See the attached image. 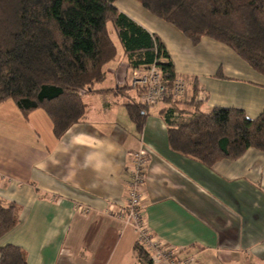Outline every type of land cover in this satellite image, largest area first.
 Returning a JSON list of instances; mask_svg holds the SVG:
<instances>
[{"label": "crops", "instance_id": "1", "mask_svg": "<svg viewBox=\"0 0 264 264\" xmlns=\"http://www.w3.org/2000/svg\"><path fill=\"white\" fill-rule=\"evenodd\" d=\"M114 5L164 45L175 77L189 84L181 100L203 93L202 112L236 107L251 119L264 109V77L228 47L208 37L191 43L137 0ZM103 69L95 88L112 91L84 94V117L60 138L44 110L25 118L11 100L0 103V199L20 207L0 247L22 248L28 264H149L117 216L132 155L142 150L141 210L153 237L193 264H264V152L250 148L208 167L172 150L161 115L166 103L144 109L139 130L128 115L124 104L141 99L129 86L136 69L123 50ZM119 86L127 89L119 93Z\"/></svg>", "mask_w": 264, "mask_h": 264}, {"label": "trees", "instance_id": "2", "mask_svg": "<svg viewBox=\"0 0 264 264\" xmlns=\"http://www.w3.org/2000/svg\"><path fill=\"white\" fill-rule=\"evenodd\" d=\"M117 0H0V103L11 100L26 118L42 109L60 138L86 110L83 95L95 88L103 67L117 53L114 32L128 66L155 64L162 79H175L173 64L157 36L118 11ZM155 17L172 24L191 43L211 38L233 51L264 77V0H137ZM112 26V27H110ZM127 86H119L118 92ZM116 92V91H115ZM161 110L172 150L208 167L235 161L252 148L264 152V109L251 119L236 107L201 111V101L166 100ZM141 129L143 104H124ZM19 205L0 199V238L18 223ZM139 259L152 264L139 244ZM0 264H28L18 246L0 247Z\"/></svg>", "mask_w": 264, "mask_h": 264}, {"label": "built area", "instance_id": "3", "mask_svg": "<svg viewBox=\"0 0 264 264\" xmlns=\"http://www.w3.org/2000/svg\"><path fill=\"white\" fill-rule=\"evenodd\" d=\"M129 86L140 92L141 103L144 109H148L166 100H181L189 84L185 79L176 77L171 84H166L162 79L160 68L153 63L134 70ZM204 97L203 93H199L196 99L201 101ZM132 156L133 166L125 189L126 205L119 209L117 216L133 229L136 234V243L148 252L152 264H193L192 258L173 257L172 254H175L173 250L169 251V255L165 254L163 246L161 247L163 243L150 234L141 210L142 188L148 157L142 150L136 151Z\"/></svg>", "mask_w": 264, "mask_h": 264}, {"label": "rangeland", "instance_id": "4", "mask_svg": "<svg viewBox=\"0 0 264 264\" xmlns=\"http://www.w3.org/2000/svg\"><path fill=\"white\" fill-rule=\"evenodd\" d=\"M110 27H112V26H110ZM112 39L114 40V42H115V44H116V46H117V51H118V53H120V55L122 54V47H121V45H120V43H119V41H118V38H117V36H116V34L113 32L112 33ZM133 74V73H132ZM204 109H207L206 108V106L204 107ZM207 111V110H206ZM163 246V247H162ZM161 247L164 249V253L165 254H167V255H169L170 254V252L169 251H172L173 249H170V248H168V247H166L164 244H161ZM174 251V250H173ZM174 253L175 254H172V256L173 257H177V258H179V259H189V258H192V256H190V255H188V254H181V253H179V252H175L174 251Z\"/></svg>", "mask_w": 264, "mask_h": 264}]
</instances>
